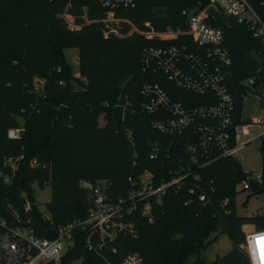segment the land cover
<instances>
[{"label": "trees", "instance_id": "trees-1", "mask_svg": "<svg viewBox=\"0 0 264 264\" xmlns=\"http://www.w3.org/2000/svg\"><path fill=\"white\" fill-rule=\"evenodd\" d=\"M247 1L264 24V0ZM206 3L136 0V8L126 17L141 29L149 22L157 31L167 27L184 30L182 10ZM66 4V0H0V160L22 157L11 184L5 185L0 179V216L8 217L12 211L23 215L27 200L31 204L27 216L36 234L45 238H52L54 228L87 217L92 209L91 199L81 182L103 183L106 194L115 200L132 188L129 178L136 180L147 171L159 184L166 172L177 166V155L167 153L172 138L152 129L150 118L140 111L142 85L164 83L162 76L142 71L141 52L149 42L137 35L124 39L105 37L101 23L72 31L58 17ZM83 7H87L89 20L105 16L106 9L95 0H72L68 13L80 17ZM211 15L215 17L212 24L222 30L224 45L232 57L231 92H240V83L257 75L264 65V42L236 18L213 11ZM75 22L82 24L83 20L76 18ZM68 49L78 51V77L65 62L64 52ZM252 51L258 54L260 64L252 61ZM35 81L41 82L39 90L35 89ZM71 82L78 87L71 88ZM175 93L190 96L186 92ZM179 97L173 98L181 101ZM119 104L137 114L135 127L122 124L115 129L112 109ZM62 106L68 112L54 123ZM242 109L238 102L237 121ZM100 116L102 127L98 124ZM20 125L24 128L21 139H8L7 131ZM153 144L161 153L151 160ZM260 154L263 185L259 192H264V139ZM32 161L37 165L31 166ZM235 161L226 158L198 171L202 181L193 187L207 194L206 205L196 196H189L187 188L169 190L160 204H153L152 223L141 216V205L138 206L131 217L136 237L119 234L112 242H106L101 254H96L85 249L80 234L72 257L83 259L85 264H118L129 254H137L142 264H248L240 248L244 242L242 228L255 224L257 231L264 230V215L237 216L236 186L243 175H234ZM33 185L40 189L50 187L47 216L38 209ZM189 199L191 202L185 205ZM217 232L230 238L233 249L207 262L202 253L209 242L204 241Z\"/></svg>", "mask_w": 264, "mask_h": 264}, {"label": "built area", "instance_id": "built-area-1", "mask_svg": "<svg viewBox=\"0 0 264 264\" xmlns=\"http://www.w3.org/2000/svg\"><path fill=\"white\" fill-rule=\"evenodd\" d=\"M66 1L65 9L58 17L71 26L75 17L68 13L72 0ZM95 1L106 9L104 18L89 20L87 7H83L82 16L75 17V20H83L78 24L80 27L101 23L105 37L113 35L124 39L137 35L149 42L141 52L142 71L162 76L164 83L142 85L140 111L150 118L152 129L172 138L167 153L177 155V166L170 168L159 184L147 171L136 180L129 178L132 188L115 200L106 194L103 183L81 182V188L91 199L92 209L84 220L77 219L54 228L52 238L36 234L27 216L31 204L26 200L23 215L12 211L8 217L0 216V264H85L83 259L72 257L80 234L88 252L101 254L106 242H112L119 234L137 236L131 217L139 205L141 216L152 223L153 204H160L169 190L177 192L187 188L189 196H196L202 205H206L207 194L203 189L193 187L202 181L198 171L220 160L234 158L248 144L264 139V134L251 136V125L243 119L242 112L240 121L235 117L237 103L243 104L247 95L257 97L259 107L264 109V65L257 75L240 83L242 91L231 92L232 57L224 45L222 30L212 24V19H215L212 11L236 18L238 23L247 25L255 38L264 42V24L247 0H206L203 7L182 10L186 29L167 27L163 31H157L149 22H145V29H141L126 17L136 8V0ZM67 16L72 21L68 22ZM40 88L35 81V89ZM176 91L190 96L178 95ZM174 96H180L181 101H176ZM254 125L260 128L264 126V120L258 119ZM23 131L22 125L11 128L7 131V138L18 141ZM174 143L177 144L175 151L170 149ZM160 153L157 144L151 145L149 159H157ZM21 158L10 156L0 160V179L5 185L11 184ZM170 158L171 155L167 154V159ZM36 165V161L31 162V166ZM241 175L243 179L238 184L241 191H251L252 184L261 189L262 171L257 174L242 172ZM190 202L191 199L185 205ZM263 239L264 230L244 234L242 250L248 264H260L257 249ZM118 264H142V259L137 254H129Z\"/></svg>", "mask_w": 264, "mask_h": 264}, {"label": "rangeland", "instance_id": "rangeland-1", "mask_svg": "<svg viewBox=\"0 0 264 264\" xmlns=\"http://www.w3.org/2000/svg\"><path fill=\"white\" fill-rule=\"evenodd\" d=\"M69 16V14H68ZM67 16V21H72ZM70 17V16H69ZM73 18V17H72ZM74 25L68 28L72 31L79 30L81 27L75 22ZM65 62L70 66L72 74L78 77V51L76 49L65 50ZM41 86V82L38 83ZM62 84V83H60ZM70 87H78V84L71 82ZM243 109L242 117L250 123V133L251 136H260L264 134V126L257 127L256 120H264V109L259 107L258 98L252 95H247L243 99ZM102 116L98 119V124L100 127L103 126L104 122ZM261 140L254 141L244 148H242L235 156L234 159L240 162L243 172L257 174L262 171V157L260 154ZM33 196L36 199L38 209L40 212L47 216L46 205L51 200V191L48 185L44 186L42 189L38 188L36 185L32 186ZM237 194L235 198V208L236 214L239 217H258L264 215V192L252 193L251 191H241L240 186H237ZM257 228L255 224L245 225L242 228L244 234L255 231ZM205 244H209L204 249L202 255L207 262L215 260L217 257H222L228 254L233 249V243L226 234L222 233H212L204 241ZM264 240L262 241V243ZM242 245L240 248L242 249ZM262 245V244H261ZM243 251V250H242ZM258 255L260 263L264 264V246L258 248ZM194 258L190 259L192 262Z\"/></svg>", "mask_w": 264, "mask_h": 264}, {"label": "water", "instance_id": "water-1", "mask_svg": "<svg viewBox=\"0 0 264 264\" xmlns=\"http://www.w3.org/2000/svg\"><path fill=\"white\" fill-rule=\"evenodd\" d=\"M250 57L252 61L257 64H260V58L257 53L252 51L250 53ZM239 99V95H236ZM122 99H120V102ZM68 112V108L66 106H62L55 115L54 123L58 122L60 118H62ZM112 118L114 122L115 129H118L122 124L129 125L131 127H135V122L137 118V114L131 113L128 109L124 108L122 104H119L112 109ZM171 150L175 151L177 149V144H172L170 147ZM243 170L240 162L235 161V176L239 177L242 174ZM260 191V187L256 184H252L251 192L258 193ZM39 205V203H37Z\"/></svg>", "mask_w": 264, "mask_h": 264}, {"label": "bare ground", "instance_id": "bare-ground-1", "mask_svg": "<svg viewBox=\"0 0 264 264\" xmlns=\"http://www.w3.org/2000/svg\"><path fill=\"white\" fill-rule=\"evenodd\" d=\"M264 240V239H263ZM262 240V241H263ZM261 246H264V242L262 243V245ZM259 248V247H258ZM257 259L259 260V255H258V249H257ZM260 262V261H259Z\"/></svg>", "mask_w": 264, "mask_h": 264}]
</instances>
